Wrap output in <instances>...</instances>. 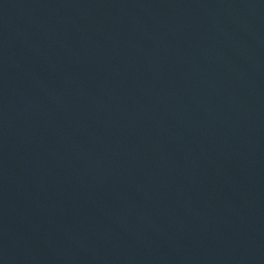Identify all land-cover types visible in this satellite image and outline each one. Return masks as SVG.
<instances>
[{"label": "water", "instance_id": "95a60500", "mask_svg": "<svg viewBox=\"0 0 264 264\" xmlns=\"http://www.w3.org/2000/svg\"><path fill=\"white\" fill-rule=\"evenodd\" d=\"M0 264H264V0H0Z\"/></svg>", "mask_w": 264, "mask_h": 264}]
</instances>
